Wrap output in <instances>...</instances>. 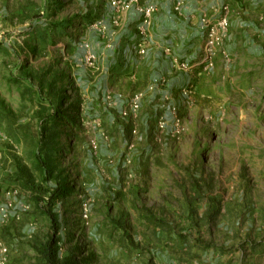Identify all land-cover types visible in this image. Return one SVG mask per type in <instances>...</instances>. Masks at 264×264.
Here are the masks:
<instances>
[{
	"label": "rangeland",
	"instance_id": "obj_1",
	"mask_svg": "<svg viewBox=\"0 0 264 264\" xmlns=\"http://www.w3.org/2000/svg\"><path fill=\"white\" fill-rule=\"evenodd\" d=\"M55 1L0 0V264H47L38 249L52 235L57 264H264V60L227 72L216 96L169 108L172 121L157 113L144 123L140 98L131 107L139 91L116 106L117 86L98 75L102 49L88 53L110 39L115 27L102 21L108 12L120 21L123 1L109 10L106 0H58L54 13ZM22 64H58L63 107L81 102L80 129L65 126L57 147L71 188L53 207L54 232L15 178L40 181L39 117L58 100L9 83Z\"/></svg>",
	"mask_w": 264,
	"mask_h": 264
},
{
	"label": "crops",
	"instance_id": "obj_2",
	"mask_svg": "<svg viewBox=\"0 0 264 264\" xmlns=\"http://www.w3.org/2000/svg\"><path fill=\"white\" fill-rule=\"evenodd\" d=\"M109 3L106 0L105 5L110 10ZM148 5H154L155 12L144 18L137 7ZM223 6L228 8V34L214 66L207 68L201 63L205 41L201 27L204 20H217ZM112 15L108 12L102 21L108 32L115 27L110 39L103 45L92 40L88 53L102 49L96 57L102 58L107 68L102 65L98 75L106 71L108 83L117 86L119 92L113 93L116 106L123 101L128 105L130 93L139 91L144 123L157 113L172 121L169 108L190 106L193 95L216 96L227 72L248 74L250 65L264 60V0H131L120 21ZM140 42L144 53L138 51ZM96 84L97 93L108 92L103 78Z\"/></svg>",
	"mask_w": 264,
	"mask_h": 264
},
{
	"label": "trees",
	"instance_id": "obj_3",
	"mask_svg": "<svg viewBox=\"0 0 264 264\" xmlns=\"http://www.w3.org/2000/svg\"><path fill=\"white\" fill-rule=\"evenodd\" d=\"M62 1L56 0L52 4V12L55 13V7H63ZM7 50V47H4ZM58 64H50L40 68H29L28 64L19 66L18 75L10 74L9 83L22 86L27 81L28 85L25 89L34 90L38 86V90L42 93L46 91H54L58 104L47 115L39 117L37 128L36 149L34 151V167L40 175V181H35L27 172L16 176V180L21 182L23 188L30 193V198L34 205L35 211L49 220L52 231L57 230L59 226L58 217L53 210L56 202L65 198L70 192L69 178L62 175L58 162V145L63 138L64 127L71 126L75 130H79V116L81 113V102L75 100L63 107L65 100V89L57 87L58 80L65 73L57 68ZM154 225L163 227L165 224L159 220L149 217ZM119 227H123L121 224ZM39 255L47 264H57L59 257L58 240L52 235L46 242L39 245ZM63 264H72L71 261H64Z\"/></svg>",
	"mask_w": 264,
	"mask_h": 264
},
{
	"label": "built area",
	"instance_id": "obj_4",
	"mask_svg": "<svg viewBox=\"0 0 264 264\" xmlns=\"http://www.w3.org/2000/svg\"><path fill=\"white\" fill-rule=\"evenodd\" d=\"M131 0L125 1L122 3V8L128 9ZM110 4L112 6L119 5V0H110ZM137 11L144 16V18H148L155 12L154 5L148 6H139L137 7ZM228 8L227 6L222 7V14L215 20L214 22H207L204 20L203 25L201 27L202 32L204 33V47L202 51L201 63L204 64L207 68H212L215 64L216 56L219 53L220 48L223 45L225 38L227 37L229 30V18L227 15ZM138 51L140 53H144V45L143 42L138 44ZM140 98V95H135L134 101L132 102V109L136 110L138 108L137 100ZM1 217L7 216L6 207L0 208Z\"/></svg>",
	"mask_w": 264,
	"mask_h": 264
}]
</instances>
